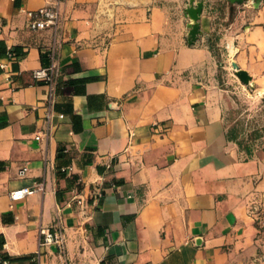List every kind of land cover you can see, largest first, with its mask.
<instances>
[{
  "label": "crops",
  "instance_id": "0c3cea01",
  "mask_svg": "<svg viewBox=\"0 0 264 264\" xmlns=\"http://www.w3.org/2000/svg\"><path fill=\"white\" fill-rule=\"evenodd\" d=\"M56 2L0 0V43L24 52L0 69V254L26 257L9 264H264V152L241 149L225 126L213 6L203 0L189 44L188 0H59L57 30L28 28L25 11ZM242 8L228 52L264 92V0ZM52 64L53 83L33 78ZM55 222L63 249L39 244Z\"/></svg>",
  "mask_w": 264,
  "mask_h": 264
},
{
  "label": "rangeland",
  "instance_id": "374dc122",
  "mask_svg": "<svg viewBox=\"0 0 264 264\" xmlns=\"http://www.w3.org/2000/svg\"><path fill=\"white\" fill-rule=\"evenodd\" d=\"M255 1L245 0L241 4H231L228 0H208L213 6L218 24L217 30L213 32V39L210 40V50L215 61L214 84L223 93L225 126L229 136L235 139L239 147L252 153L264 152V92L253 82L252 86H248L237 77L231 66L228 43L239 27H229L230 23L243 10L244 4H249L252 8L255 7Z\"/></svg>",
  "mask_w": 264,
  "mask_h": 264
},
{
  "label": "built area",
  "instance_id": "2783aa9c",
  "mask_svg": "<svg viewBox=\"0 0 264 264\" xmlns=\"http://www.w3.org/2000/svg\"><path fill=\"white\" fill-rule=\"evenodd\" d=\"M59 0L56 4L41 6L35 10L25 11L28 18L27 26L31 30H43V29H53L57 30L61 24L60 12L58 9ZM51 58H54V51L50 54ZM17 60V56L9 49H7V56L4 62L0 61V69L7 71L8 64ZM33 78L37 81H42L46 84L53 83L55 77L58 75V70L55 64L50 65L47 68H41L33 71ZM49 103H52V99H49ZM56 116L58 119L63 118L62 113L49 112L47 118ZM51 127V123L48 124V129ZM36 140L41 139V134L38 133L35 136ZM28 171L26 164L19 167L17 174L20 177H24ZM41 185H36L35 188L21 187L10 192L9 197L11 200L22 199L33 192L40 190ZM40 245L56 244L60 249L64 247V234L59 226L58 222H55L50 228H45L40 231ZM0 264H7V261H3Z\"/></svg>",
  "mask_w": 264,
  "mask_h": 264
},
{
  "label": "water",
  "instance_id": "95a60500",
  "mask_svg": "<svg viewBox=\"0 0 264 264\" xmlns=\"http://www.w3.org/2000/svg\"><path fill=\"white\" fill-rule=\"evenodd\" d=\"M244 1L245 0H228V2L231 4H241ZM259 1L260 0H256L254 5L258 6ZM202 7H203V2L201 0L200 1L189 0L188 5L185 8V15L189 18V25H188L189 31L187 35L189 44H193L198 39V36L201 34L200 26H199V18L201 15ZM231 66L235 70L237 77L245 85L252 86L251 83L252 79L246 70L241 69L235 61L231 62Z\"/></svg>",
  "mask_w": 264,
  "mask_h": 264
},
{
  "label": "trees",
  "instance_id": "16d2710c",
  "mask_svg": "<svg viewBox=\"0 0 264 264\" xmlns=\"http://www.w3.org/2000/svg\"><path fill=\"white\" fill-rule=\"evenodd\" d=\"M10 50L17 56V58H20L21 56L24 55V52L22 51L21 48L19 47H14V48H10ZM7 56V50H6V47L0 43V57H6ZM41 58L42 60L44 59L43 56L41 55ZM73 118H77L76 115H73ZM233 140H235L233 137H231ZM61 150L59 148V151H58V155L60 156L61 154ZM26 257H10L9 255L5 254V253H1L0 254V263H2L3 261H7V264H9L10 262L12 261H17V260H22V259H25Z\"/></svg>",
  "mask_w": 264,
  "mask_h": 264
},
{
  "label": "bare ground",
  "instance_id": "6f19581e",
  "mask_svg": "<svg viewBox=\"0 0 264 264\" xmlns=\"http://www.w3.org/2000/svg\"><path fill=\"white\" fill-rule=\"evenodd\" d=\"M254 4V3H253Z\"/></svg>",
  "mask_w": 264,
  "mask_h": 264
}]
</instances>
